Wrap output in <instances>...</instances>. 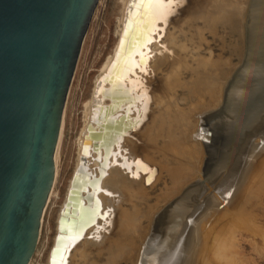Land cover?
Masks as SVG:
<instances>
[{
  "label": "bare ground",
  "instance_id": "1",
  "mask_svg": "<svg viewBox=\"0 0 264 264\" xmlns=\"http://www.w3.org/2000/svg\"><path fill=\"white\" fill-rule=\"evenodd\" d=\"M119 1L120 13L117 17L115 29L118 42L112 52L102 60L93 79L89 96L81 106V124L75 139L76 158L73 171L68 180L66 195L58 210L57 219L59 221L61 209L67 199L74 173L82 163V157H85L87 167L92 173H96L95 175L98 176L101 171V174L102 172L104 174H102L98 186L100 191L96 194L98 202L93 200L89 207L87 206L90 209L89 218L80 227V229L86 227L80 238L100 244L102 239L109 238L101 233L103 229L99 230L103 223L105 227L108 225L106 228L112 230L116 235L122 233V237H117V243L113 239L114 234L109 233V235L113 234L112 239L115 241L112 248L115 250L118 245L119 249L117 250L119 252L126 248L129 249L128 254L131 260L134 261L133 264H241L242 259L245 258L242 254L243 240H245L243 232L252 233L255 237L258 234L257 231L260 230V225L254 219V216L248 214L249 212L245 208H241V205H243V195L249 189L250 183L252 185L249 190L255 189L264 178V0H247L246 17H244L245 28L243 27L245 49L242 64L240 63L241 66L234 68L229 74L227 67L216 64V62H210V59H207L209 62L205 60L201 64L205 71L197 70V75L192 80L195 82V88L191 90L192 97L199 94V102L197 101L196 104V101H193L191 104L193 107L188 113L183 111L180 115L174 113V103L167 90H178L177 85L181 81L182 70L192 69V71H195L196 68L188 63L183 54L187 45L174 36L176 33L173 35L174 37H167L164 40H161L160 37L167 18L171 14L173 15V13L182 10L170 9L171 14L161 17L159 12L163 10L150 11L146 3L142 7H133V0ZM224 18L227 19V22L233 19L230 15ZM244 23H242V26ZM131 32H134V37L130 42L131 48L127 51ZM121 41L124 44V51L119 52L120 55L115 59ZM166 63H170L169 66L172 67L166 81L159 79L154 84L153 77ZM116 67L118 73L114 74ZM113 74L116 77L115 90L117 88L120 90L119 86L121 84L125 87L124 91L123 89L121 91L128 96L126 100L121 101V104L117 107V113H115L120 114L126 111L127 116L125 115L122 118L123 120L129 118V120L117 126L120 131L111 134L108 144L112 145L114 143L113 148L109 153L110 156H107L105 164L100 168V158L103 152L100 153L94 147L97 144L93 141L96 137L93 133L89 134L88 126L91 123L90 129L94 127L93 121L96 120V114L98 108H100L98 103L106 104L110 102L112 88L109 83L104 84V81H109L110 76L113 77ZM228 74L230 77H227ZM74 78L73 76L63 111L61 133L55 157V177L43 211L39 239L42 234L41 230L46 210L52 202V198L57 197L55 185L59 176L61 144ZM205 92L208 97L210 96L212 105L220 98L221 107L219 110L215 108L208 110V112L204 109L201 110L200 114L202 115H199L196 120V114L203 106L202 101L204 99L201 95ZM153 101L164 107L169 119L175 116L174 119L177 124H171L168 130L173 141L172 145L177 153L178 151L181 152L179 156L177 155L180 164L176 165L177 167L173 170H169L174 185L172 190L165 192L166 197L175 196L163 211V215L158 216V218L151 215L153 223L154 221L160 222V227L155 228L153 237L149 235L148 240L145 241L141 237L140 240L134 241L133 236L140 235V232L137 234L140 218L147 216V214L144 211L138 212L135 209L133 212L131 210L127 211L118 202L130 200L135 190H141L144 187L142 184L143 178L146 179L147 175L152 174L153 172L150 169L154 170L156 167L151 162L153 159L156 160V155L152 156L150 149L144 150L142 160L133 157L134 155L131 153L133 151L136 154L137 148L141 145L136 146V143H138V139H136L138 137L136 122L141 119L144 123L143 121L148 118V116L145 118L147 108L150 102ZM150 117L149 120H146L148 122L151 119V121L144 123L143 126L145 129L146 124H148L146 129H149L150 133L146 135L142 133L144 136H139L145 137V147L148 143L146 137L156 135L159 132L158 129L154 131L155 124H158V121L162 119L159 115H155L154 119ZM193 119L197 126L192 130L184 122L190 123ZM152 120L154 125H152ZM179 129L181 132L185 131L186 136L190 133V137H198L200 139L199 144H184L183 136H177ZM157 136L159 137L155 138L156 142L157 139L164 137V133ZM101 137L102 135L97 138ZM166 147L171 146L166 144V146L161 147V150L166 149ZM84 149L85 153H88L86 156H83ZM115 149L118 151L113 152ZM164 159L161 158V161ZM182 159L188 160L185 162ZM160 163V161L157 163L159 168H161ZM138 168L143 172L146 170V174L138 173ZM196 170H199L204 178L203 182L206 183L207 190L208 187H213L205 195H202L205 187L196 186V182H194ZM245 170L248 177L242 182L239 181L240 183H234ZM186 183H191V185L176 195L177 192H180L182 186L185 188L188 185H185ZM237 184L240 186L235 190ZM214 189L215 193L210 196L211 191ZM93 192L95 193L96 189ZM224 194H229V197ZM222 205L224 207H221ZM148 217H150L149 214ZM95 226L96 228H94ZM162 227H164L163 230ZM115 228L116 231H114ZM130 234H133V236ZM197 234L199 235L198 239H196ZM260 234L264 242V233ZM56 235L53 238L52 248ZM254 237L248 240L255 245L257 243ZM139 243L141 249L139 255H137L136 246ZM74 246L77 248L75 243L67 257L62 258L59 264H77L80 259L83 260V257L85 259L87 256L85 248L84 250L77 248L78 252L75 251ZM50 253L51 251L43 264H49ZM117 254L118 252L114 251L107 263L117 264L121 256L120 253V256H117ZM133 257L134 259H132ZM29 264H33L32 258Z\"/></svg>",
  "mask_w": 264,
  "mask_h": 264
},
{
  "label": "water",
  "instance_id": "2",
  "mask_svg": "<svg viewBox=\"0 0 264 264\" xmlns=\"http://www.w3.org/2000/svg\"><path fill=\"white\" fill-rule=\"evenodd\" d=\"M98 2L0 0V264H29L36 250L68 91ZM133 37L131 32L127 51ZM123 51L121 41L115 59ZM114 74L104 81L112 88L110 102L98 103L94 127L88 126L94 147L103 152L100 168L113 148L111 134L129 120L122 118L126 111L116 114L128 96L121 84L115 90ZM82 158L61 209L49 264L67 257L86 228L80 229L91 201L98 202L104 172L95 175Z\"/></svg>",
  "mask_w": 264,
  "mask_h": 264
},
{
  "label": "rangeland",
  "instance_id": "3",
  "mask_svg": "<svg viewBox=\"0 0 264 264\" xmlns=\"http://www.w3.org/2000/svg\"><path fill=\"white\" fill-rule=\"evenodd\" d=\"M118 1L119 0L99 1L94 16L92 18V21L90 23L86 38L84 40L82 51L76 66L77 70H75L74 73L75 78L73 80L70 97L68 101L66 123L64 127V135L61 144L59 176H58V181L56 182L55 185L57 197L52 198V202L50 203L49 207L46 210V214L44 216V221H43L44 223L42 225V230H41L42 234L39 239L38 246L36 247L37 249L35 250L34 255L32 257L33 264H43L44 262H46L49 252L51 251L52 248L51 246L53 245V238L57 233V220H58L57 218L59 212L58 210L66 195L67 184L69 183L68 180L73 171L74 161L76 158L75 139H76L77 130L81 124V106L83 102L86 100V98L89 96L93 79L98 72L102 60L112 52L114 46L118 42V36L115 32L117 17L120 13L119 11L120 1L119 2ZM179 3L175 5L172 9H176L177 11L178 10H182V11L176 13H173L172 11L173 15L170 13L171 15L169 16V18H167V21L164 23L162 35L160 38H162L161 40H164L167 37H172L176 33L174 36H176L178 40H180L181 42L184 41L183 43H186L187 45L186 50L183 52L184 56L187 58L188 63H190L192 66L196 68L195 71H192V69L182 70L183 71L182 75H180L181 81H179L180 85L179 84H178L179 86L177 85L178 90H174V89L167 90L171 100L174 103V108H175L174 113L175 114L178 113L180 115L181 112L183 113V111L188 113L191 107H193L191 105L193 101H196L195 102L196 104L197 101L199 102V94L193 96L194 98L192 97L191 90H194L195 88V82H193L192 80L193 78L196 77L197 70L205 71V69H203L202 68L203 66L201 65L205 60L210 59L211 60L210 62H214V63L216 62V64H221L225 68L227 67L226 69L229 70L228 71L229 74L230 71L234 70V68L241 66L240 63L242 64V60H243L242 57L244 56V49H245L244 31H243L245 28L244 17H246L245 10L247 9L248 1L247 0H231V1L230 0H204V1L182 0L181 2V0H179ZM180 5L183 6L181 7ZM228 15H230L233 18L232 21L229 22L226 21L227 19L224 17H228ZM180 22H182L183 24L181 23V25L178 26ZM242 23H244L243 26ZM166 64H164L161 67V69L156 73V76L153 77L152 81L153 83L155 82L154 84H156L157 83L156 80L159 79L166 81V78L172 68L171 66H169L170 63H166ZM229 74L227 77H230ZM204 94L201 95L204 101L201 100L203 102L202 103L203 106H201L200 111L197 112L196 120L198 119L199 115H202L200 114L201 110L204 109L206 110V112H208V110L210 109L213 110L216 108V110H219L221 107L220 106L221 103L219 102L220 98H218V101H216V103L212 105L210 96L208 97V94L206 92ZM154 113L157 116L159 115L160 119L162 118L161 119L162 121L161 120L158 121L159 119L157 120L159 124V128H158V124L156 123L154 131L158 129L159 132L156 135H153L154 137L152 135L146 137L148 143H147V147H145L146 145L144 141L145 137H139V136L140 135L144 136V134L146 135L147 133L148 134L150 133L149 129H146L148 124H146L145 129L143 126L144 123H148L151 121L150 119V121L147 122L146 119H148L150 116L153 118L155 116ZM147 116L148 118H146ZM145 118H146L145 121H143L144 123H142L141 119L136 122L137 123L136 128L138 130V131L136 130V133H138V137L135 135L137 137L135 138L138 139L137 140L138 143H136L137 142L136 140L135 143L136 146L141 144L140 145L141 147L139 146L137 148L136 154H134L133 151L131 153L134 155V156L132 155L133 157L140 158L142 160L143 159L142 155L144 153V150L150 149V154L152 156L154 154L156 155L155 158L156 160L153 159L151 161L153 166L155 167L156 165V167L155 169L153 168L154 170L150 169V171L153 172L152 174L147 175L146 179L143 178L142 184L144 185V187L141 190L139 191L135 190L134 195L130 200H122L118 202V204H121L122 208L126 209L127 211L131 210L133 212V210L135 209L138 212L144 211L145 214H147V216L140 218L139 230L137 231V234L140 232V235L133 236V234H130L133 236L134 241L140 240L141 237H143L145 241L148 240L149 235H152L153 237L155 228L160 227V222L154 221L153 223L152 216L155 215L158 218V216L163 215V211L166 209L167 205L171 202V200L175 196L172 195L170 197H166L165 192L167 190L173 189L172 186L174 184L169 170L170 169L173 170L174 168L177 167L176 165L180 164V161L177 160L178 159L177 155L179 156L181 154V152L179 151L177 153L175 147L172 145L173 141L170 138L171 134H169L170 131L168 130L170 129L171 124L173 125L177 124V121L174 119L175 116H172L171 117L172 119H169V115L167 116L166 111H164V107L157 105L155 101H153L150 102L147 108ZM152 123H153L152 125H154L153 120ZM184 124L189 128H192V130L197 126L194 119L190 121V123L184 122ZM164 128L165 130H163ZM160 133L162 135L164 133V137H162L159 140L157 139L156 142L155 138H158L159 136L157 135H160ZM179 135L183 136L180 137H182V139L185 140L184 144H191V143L195 145L199 144L200 139L198 137H190L191 136L190 133L188 136H186L187 135L186 132L185 131L181 132L179 129V131L177 132V136L179 137ZM169 141L170 143H168ZM166 144H168V146L171 147H166V149L161 150V147L166 146ZM161 158L163 159L165 158V159L161 161ZM182 160H185V162H187L188 159H182ZM159 161L161 162L160 163L161 168H159V166L157 165ZM249 169L251 170V168ZM246 170L243 171L244 173L243 172L241 173L242 175L234 183H240L248 177V174L246 175L245 173ZM141 171L142 170L139 169L138 173L140 172L146 174V170H144V172ZM194 178L193 179L194 182H196V186L205 187L206 183L203 182L204 178L200 174L199 170L195 171ZM262 181L264 182V178L262 179ZM262 181L257 186L258 188L256 187L257 189L255 188L252 190H249L252 185L250 183L249 189H247L246 193L243 195V201H242L243 205H241V208L242 207L245 208L247 212H249L248 214L254 216V219L260 225L259 228L260 230L257 231L258 234L255 235V237L252 233L245 231L243 232L244 233L243 237H245V240H243L242 254L245 258L246 257L247 258L245 259L243 257L244 258L242 259L243 263L241 262V264H264V242L260 234V233H264V183ZM187 184L188 183H186L185 185ZM190 185L191 183L188 184L185 188L184 186H182V188H180V192H177L176 195L186 190ZM239 186L240 185L238 184L235 185V190ZM212 188L213 187H208V190L209 189L211 190ZM208 190L205 187L204 190L202 191V195H205L208 192ZM211 192L212 194L210 196H212L213 193H215V189ZM224 195L226 197H229V194H224ZM220 203L222 204V202ZM221 207H224V205H222ZM148 214L150 215V217H148ZM106 227L102 223L101 229L99 230L103 229L101 233H104L105 236L109 238L102 239L100 244H95L91 241H88L85 238H80L79 241L76 242V247L80 250H84L85 248V251L87 253L85 259L83 257V260L80 259L79 263L77 264H109L107 263L108 259L110 256H112L114 251L118 252L117 256L121 255L120 260L117 264L134 263V261L131 260L130 255L128 254V252H130L129 249L126 248L119 252V250H117L119 249L118 245L115 250L112 248V245L117 240V237L123 236L122 233H118L116 235L112 230L110 231V229ZM94 228H96V226ZM163 228L164 227H162V230ZM114 231H116V228ZM110 232L114 234L112 235L115 241L112 239V235H109ZM124 235L126 234L124 233ZM198 237L199 235L197 234L196 239H198ZM253 237L255 238L257 243L255 245L248 240L249 238H253ZM136 247H137L136 250L137 255H139L141 249L140 243ZM73 248L75 249V251H78V249L75 248V246ZM110 252L112 253L111 255ZM132 259H134V257Z\"/></svg>",
  "mask_w": 264,
  "mask_h": 264
},
{
  "label": "snow or ice",
  "instance_id": "4",
  "mask_svg": "<svg viewBox=\"0 0 264 264\" xmlns=\"http://www.w3.org/2000/svg\"><path fill=\"white\" fill-rule=\"evenodd\" d=\"M147 4L151 10H163L159 12L161 17L170 14V9L179 3V0H133V7H142ZM71 243V240L69 241Z\"/></svg>",
  "mask_w": 264,
  "mask_h": 264
},
{
  "label": "flooded vegetation",
  "instance_id": "5",
  "mask_svg": "<svg viewBox=\"0 0 264 264\" xmlns=\"http://www.w3.org/2000/svg\"><path fill=\"white\" fill-rule=\"evenodd\" d=\"M135 192V191H134ZM134 194V193H133ZM133 197V196H132ZM59 221L57 220V223H58Z\"/></svg>",
  "mask_w": 264,
  "mask_h": 264
}]
</instances>
